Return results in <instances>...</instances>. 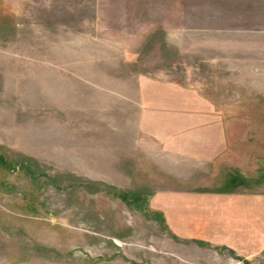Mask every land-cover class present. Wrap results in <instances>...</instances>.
Listing matches in <instances>:
<instances>
[{"label": "rangeland", "instance_id": "obj_1", "mask_svg": "<svg viewBox=\"0 0 264 264\" xmlns=\"http://www.w3.org/2000/svg\"><path fill=\"white\" fill-rule=\"evenodd\" d=\"M141 85L210 103L163 114L226 118L231 162L264 163V0H0V264H264L187 195L241 176L131 151Z\"/></svg>", "mask_w": 264, "mask_h": 264}, {"label": "crops", "instance_id": "obj_2", "mask_svg": "<svg viewBox=\"0 0 264 264\" xmlns=\"http://www.w3.org/2000/svg\"><path fill=\"white\" fill-rule=\"evenodd\" d=\"M161 87L141 85L139 88L140 104H135L140 106L141 114L135 127L136 144L131 151L152 170H161L163 163L166 168L181 170L182 162H187L191 165H188L189 170L206 171L213 178L212 184H217L218 176L226 178L224 182L231 181V175L241 176L242 180L239 178L231 183L228 189L217 186L187 195L194 202L193 207L201 205L199 201H206L207 222L214 231L228 224L231 237L223 243L233 251L244 256L264 252V163L261 154L254 151L233 164L231 154L235 153L237 142H231V134L236 132L231 129L230 120L165 117V111L211 110L213 105L206 101L192 102L193 93ZM246 185L253 188L248 189ZM159 210L166 212L164 208ZM166 216L169 218L167 212Z\"/></svg>", "mask_w": 264, "mask_h": 264}]
</instances>
